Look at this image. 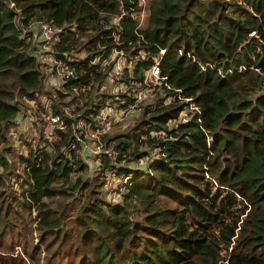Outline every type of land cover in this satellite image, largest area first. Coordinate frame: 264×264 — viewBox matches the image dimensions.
Instances as JSON below:
<instances>
[{
  "label": "trees",
  "instance_id": "1",
  "mask_svg": "<svg viewBox=\"0 0 264 264\" xmlns=\"http://www.w3.org/2000/svg\"><path fill=\"white\" fill-rule=\"evenodd\" d=\"M136 4L0 0V264H25L14 244L36 264H264V0H149L141 28ZM41 22L61 29L58 52L85 54L82 86L102 79L87 64L102 50L150 57L135 71L163 50L160 75L200 124H178L187 103L174 98L100 137L118 162L157 148L147 170L104 160L90 171L64 154L69 132L41 147L12 125L43 91L31 36ZM119 174L128 181L114 200L103 186Z\"/></svg>",
  "mask_w": 264,
  "mask_h": 264
},
{
  "label": "built area",
  "instance_id": "2",
  "mask_svg": "<svg viewBox=\"0 0 264 264\" xmlns=\"http://www.w3.org/2000/svg\"><path fill=\"white\" fill-rule=\"evenodd\" d=\"M136 5L138 11L134 18L137 28H141L148 16L149 0H137ZM121 15L115 18V23H118ZM31 36L36 58L40 52L45 61L42 64L37 59L44 67L43 91L13 118L12 125L26 132L29 137H38L41 147H50L59 134L69 132L64 154L77 152L88 167L89 161L97 166L107 160L113 166L147 170L150 162L158 155L157 148L150 151V156L136 162H118V150L104 144L100 137L112 130H119L118 126L121 128L131 123L143 107H153L158 101H171L174 98L187 103L179 112L177 123L185 124L194 120L200 124V110L191 98H182L180 91L173 89L166 77L160 75L159 61L163 50L152 58L148 67L138 71H135L137 63L150 59L141 51L130 54L113 48L104 54L102 50L99 55L87 61L89 66L98 64L100 70L105 71L102 79L95 84L90 81L89 86H82L78 85L79 75L75 65L85 60L86 56L82 52L71 54L56 50L61 42L60 28L46 22L37 23L31 28ZM58 93L63 94L64 98L62 104L57 105L59 113H55L54 107H51ZM168 126L172 127V124L168 123ZM105 180L103 187L110 193L108 197L115 200L123 194L122 186L128 177L119 174Z\"/></svg>",
  "mask_w": 264,
  "mask_h": 264
},
{
  "label": "rangeland",
  "instance_id": "3",
  "mask_svg": "<svg viewBox=\"0 0 264 264\" xmlns=\"http://www.w3.org/2000/svg\"><path fill=\"white\" fill-rule=\"evenodd\" d=\"M37 54H39L38 57H37V59H39L42 64L45 63V61L43 59L44 57L41 55V53L38 52ZM47 65H48L47 67L49 69V64H47ZM23 138H25V136H23ZM26 139H28V138H26ZM19 151H22V149H19V147L15 145L14 146V152L13 153L17 154ZM88 164L90 166V171H91V168H93L95 165H94V163L92 161H89ZM11 168H14V170H15V165H13V167H11ZM91 173L92 172H88L87 171L86 174H85V179L84 180H86V179L90 180V178L93 176ZM13 190H15V187H14ZM109 194L110 193L108 192V195ZM106 198H107V196H106ZM24 240L26 242H28L29 241V236L26 235L25 238H24ZM8 243H9V241H8ZM15 245L16 244H14V248H13V251H12L14 255L15 254H19L24 259L25 264H36L34 260H31V259L28 258L26 252H22L21 251V249H20L21 248V245H19V247H15ZM0 250L3 251V252H5L6 251V248L2 247Z\"/></svg>",
  "mask_w": 264,
  "mask_h": 264
}]
</instances>
